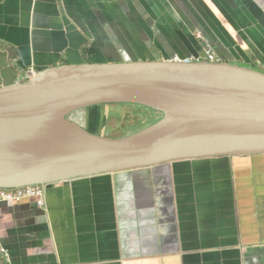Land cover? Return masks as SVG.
I'll use <instances>...</instances> for the list:
<instances>
[{"label": "crops", "instance_id": "0c3cea01", "mask_svg": "<svg viewBox=\"0 0 264 264\" xmlns=\"http://www.w3.org/2000/svg\"><path fill=\"white\" fill-rule=\"evenodd\" d=\"M209 50L264 74V0H0V89L31 70ZM44 205L0 206L13 264H264V156L57 183Z\"/></svg>", "mask_w": 264, "mask_h": 264}, {"label": "water", "instance_id": "95a60500", "mask_svg": "<svg viewBox=\"0 0 264 264\" xmlns=\"http://www.w3.org/2000/svg\"><path fill=\"white\" fill-rule=\"evenodd\" d=\"M127 105L159 120L119 139L74 121L88 109ZM259 156L264 74L229 63L61 66L0 89V190Z\"/></svg>", "mask_w": 264, "mask_h": 264}, {"label": "rangeland", "instance_id": "374dc122", "mask_svg": "<svg viewBox=\"0 0 264 264\" xmlns=\"http://www.w3.org/2000/svg\"><path fill=\"white\" fill-rule=\"evenodd\" d=\"M150 62V61H149ZM128 106V105H127ZM74 118V121L87 128L89 112L86 111ZM152 114L140 107H104L100 109V120L102 129L100 136L104 138L119 139L123 135L130 136L148 127L152 120H158L155 116L151 121ZM107 118V119H106ZM106 119V121H105ZM143 128V129H140Z\"/></svg>", "mask_w": 264, "mask_h": 264}, {"label": "built area", "instance_id": "2783aa9c", "mask_svg": "<svg viewBox=\"0 0 264 264\" xmlns=\"http://www.w3.org/2000/svg\"><path fill=\"white\" fill-rule=\"evenodd\" d=\"M178 62H186V63H209L213 64L216 63V57L215 55L209 50L206 51L204 57L200 58H194L192 61L189 60H183ZM27 79L32 80L35 77V72L33 70L27 72ZM48 187L44 188L41 186H30V187H24L20 189H14V190H0V206L6 205V204H21L22 202L26 200H34L36 207L38 209L44 208V199L47 193ZM0 254L3 258V260L6 261L7 264H13L10 254L8 251L2 246L1 244V236H0Z\"/></svg>", "mask_w": 264, "mask_h": 264}, {"label": "trees", "instance_id": "16d2710c", "mask_svg": "<svg viewBox=\"0 0 264 264\" xmlns=\"http://www.w3.org/2000/svg\"><path fill=\"white\" fill-rule=\"evenodd\" d=\"M107 107L110 108V107H131V106H107ZM134 107H136V106H134ZM101 108H104V107H97V108H94V109H88V110H86V111L89 112V117L87 118V128L85 127V129L90 134L99 135L100 136V132L99 131H101V129H102V126H101L102 125L101 124L102 123V119L100 120V109ZM147 111H149V110H147ZM149 112L152 114L153 118L155 116H157L155 113H153L151 111H149ZM153 118L151 117L150 121ZM106 119H105V121H106ZM157 119L159 120V116H158ZM158 120H152V122L150 123V125L155 124ZM140 129H143V128H140ZM126 136L127 135L125 134V135L122 136V138H124Z\"/></svg>", "mask_w": 264, "mask_h": 264}]
</instances>
